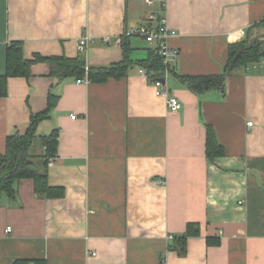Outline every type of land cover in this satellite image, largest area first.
<instances>
[{"label": "crops", "instance_id": "0c3cea01", "mask_svg": "<svg viewBox=\"0 0 264 264\" xmlns=\"http://www.w3.org/2000/svg\"><path fill=\"white\" fill-rule=\"evenodd\" d=\"M163 4L177 31L169 44L180 50L174 71L182 76L223 73L237 32L264 19V0H0V74L12 41L24 44L28 58L76 57L86 34L93 38L83 52L89 65L120 62L124 30ZM127 42L133 60L156 48L139 36ZM32 70L29 79L10 78L0 97V155L8 136L24 133L32 112L46 109L53 90L59 102L38 132L60 129L49 183L66 195L41 197L30 178L17 182L15 198L3 195L0 264H264L262 62L235 68L224 89L200 94L168 78L179 111L139 64L101 83H55L42 62ZM207 125L224 148L214 160L206 154ZM189 222L201 234L188 238L182 255L170 245ZM208 237L221 243L209 245Z\"/></svg>", "mask_w": 264, "mask_h": 264}, {"label": "trees", "instance_id": "16d2710c", "mask_svg": "<svg viewBox=\"0 0 264 264\" xmlns=\"http://www.w3.org/2000/svg\"><path fill=\"white\" fill-rule=\"evenodd\" d=\"M162 12L164 8L161 9ZM122 40L124 60L108 65H89L86 56L81 52L76 57L67 55L44 56L35 53L32 58L25 55L24 44L21 41H12L6 50V72L0 74V97L8 95V81L12 77L33 76V66L36 63H46L49 66V76L57 82L72 77L76 80L87 78L91 83L106 82L109 79H121L128 76L129 69L139 64L154 81L160 77L165 69L163 58L157 49L149 52L148 57L141 60L131 58L132 48ZM264 58V19L250 26L242 39L235 40L229 45L227 65L221 74L209 75H179L174 70L173 76L179 78L192 91L200 94L212 89H224L226 78L235 68L247 67L252 63L261 62ZM56 84H53L55 86ZM60 95L51 90L48 94L46 109L32 112L28 128L24 133L10 134L6 140V152L0 155V202L3 195L10 198L16 196V184L24 178L34 182L36 193L45 198H63L66 190L61 186H52L49 183V162L58 154L60 129L53 128L49 133L38 132L42 122L51 118L52 112L59 102ZM206 154L210 160L224 155V148L219 143L215 130L207 125ZM200 225L189 222L186 231L175 236L170 248L179 254H186L189 237L200 235ZM209 245H219V237H208ZM13 264H46L41 260L16 259Z\"/></svg>", "mask_w": 264, "mask_h": 264}, {"label": "built area", "instance_id": "2783aa9c", "mask_svg": "<svg viewBox=\"0 0 264 264\" xmlns=\"http://www.w3.org/2000/svg\"><path fill=\"white\" fill-rule=\"evenodd\" d=\"M148 5L154 6L158 0H144ZM165 7V4L162 5L161 9ZM246 31L241 29L237 32L238 39H242L245 36ZM177 34V31L170 27L167 22L166 16L163 15L162 10L159 12H152L145 22L129 27L124 30L122 38L139 36L143 37L146 40L155 43L157 53L163 58L165 64V69L160 74V77L154 80V85L157 88L158 95L164 97L167 102V106L172 111H179L183 108L182 101L175 95L171 94V91L166 87V80L173 76L174 65L178 61L180 50L178 48L172 47L169 44L170 39ZM229 38H234V33H230ZM121 41V40H120ZM93 42V38L89 35H82L79 40V50L84 52L88 45ZM264 64V58L261 60ZM148 77L150 74L143 69L142 71ZM77 82H86L89 80L87 78L78 79ZM73 118H76V115H72ZM249 125H253V122L250 121ZM53 159H50V162ZM8 231L11 230V227H8Z\"/></svg>", "mask_w": 264, "mask_h": 264}, {"label": "rangeland", "instance_id": "374dc122", "mask_svg": "<svg viewBox=\"0 0 264 264\" xmlns=\"http://www.w3.org/2000/svg\"><path fill=\"white\" fill-rule=\"evenodd\" d=\"M50 132V128L49 127H47L46 125L42 128V134H47V133H49Z\"/></svg>", "mask_w": 264, "mask_h": 264}]
</instances>
